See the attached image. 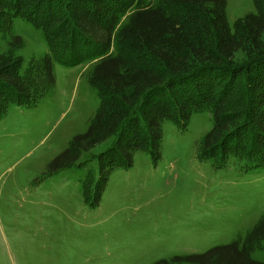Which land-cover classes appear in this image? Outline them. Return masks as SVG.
<instances>
[{"label": "trees", "instance_id": "16d2710c", "mask_svg": "<svg viewBox=\"0 0 264 264\" xmlns=\"http://www.w3.org/2000/svg\"><path fill=\"white\" fill-rule=\"evenodd\" d=\"M233 28L227 0H0V32L15 19L40 30L48 54L24 67L14 37L0 55V119L11 107H38L55 87V63L93 65L89 83L101 105L86 134L48 167L71 169L82 154L115 137L99 157L100 174L83 183V199L97 209L115 170H128L134 154L160 158L162 123L186 129L195 113L209 112L213 129L200 142L198 159L217 169L230 160L245 171L264 170V0ZM264 217L244 240L204 254L155 264H264Z\"/></svg>", "mask_w": 264, "mask_h": 264}, {"label": "rangeland", "instance_id": "374dc122", "mask_svg": "<svg viewBox=\"0 0 264 264\" xmlns=\"http://www.w3.org/2000/svg\"><path fill=\"white\" fill-rule=\"evenodd\" d=\"M256 12L253 0H227L231 28ZM14 37L23 40L16 55L25 68L48 54L42 32L15 19L10 33L0 32V55ZM92 70L55 63V87L38 107L13 106L0 119V264H155L244 240L264 217V170L198 159L213 129L209 112L195 113L186 129L163 122L160 158L134 154L128 170L112 173L97 209L85 204L83 183L98 180L99 157L115 137L75 167L48 174L100 108ZM254 259L264 261V253Z\"/></svg>", "mask_w": 264, "mask_h": 264}]
</instances>
